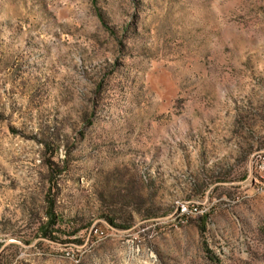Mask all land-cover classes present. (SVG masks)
Listing matches in <instances>:
<instances>
[{
	"label": "rangeland",
	"instance_id": "1",
	"mask_svg": "<svg viewBox=\"0 0 264 264\" xmlns=\"http://www.w3.org/2000/svg\"><path fill=\"white\" fill-rule=\"evenodd\" d=\"M0 264H264V0H0Z\"/></svg>",
	"mask_w": 264,
	"mask_h": 264
},
{
	"label": "trees",
	"instance_id": "2",
	"mask_svg": "<svg viewBox=\"0 0 264 264\" xmlns=\"http://www.w3.org/2000/svg\"><path fill=\"white\" fill-rule=\"evenodd\" d=\"M48 167L51 170V166L48 165ZM217 179H221V178H217ZM53 184H54V182L51 183L52 186H53ZM52 186L48 188V191H47V194H46V198H49V196L51 194V191H52ZM52 196H54V195L52 194ZM44 213H45L46 220L42 223L44 229L40 230V234L45 235V236H51L52 235L51 234L52 233L51 232V227L53 225H55L57 223V221L59 220L58 216H57V214L55 212V202H54L53 198L48 200ZM103 217H106L110 222L113 221L112 218L108 217L107 215H103Z\"/></svg>",
	"mask_w": 264,
	"mask_h": 264
}]
</instances>
